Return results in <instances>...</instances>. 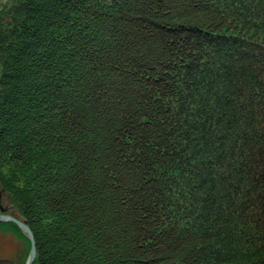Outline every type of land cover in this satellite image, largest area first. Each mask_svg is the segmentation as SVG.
Returning <instances> with one entry per match:
<instances>
[{
    "label": "trees",
    "instance_id": "1",
    "mask_svg": "<svg viewBox=\"0 0 264 264\" xmlns=\"http://www.w3.org/2000/svg\"><path fill=\"white\" fill-rule=\"evenodd\" d=\"M0 187L34 264H264V0H1Z\"/></svg>",
    "mask_w": 264,
    "mask_h": 264
},
{
    "label": "rangeland",
    "instance_id": "2",
    "mask_svg": "<svg viewBox=\"0 0 264 264\" xmlns=\"http://www.w3.org/2000/svg\"><path fill=\"white\" fill-rule=\"evenodd\" d=\"M0 197H1L2 207L6 208L7 211H9L11 214H15L16 217L18 218L19 214H17L9 197L5 193H3L1 187H0ZM18 240H23V239L17 237L13 232H7V231L0 230V253H7V248H8V253L12 252L14 254L15 246Z\"/></svg>",
    "mask_w": 264,
    "mask_h": 264
},
{
    "label": "water",
    "instance_id": "3",
    "mask_svg": "<svg viewBox=\"0 0 264 264\" xmlns=\"http://www.w3.org/2000/svg\"><path fill=\"white\" fill-rule=\"evenodd\" d=\"M0 222L1 223H13L17 225L23 231V233L27 236V238L29 239L31 243V249H30L27 264H34L36 256H37L36 241H35L34 234L32 230L30 229V227L25 222L7 214V209L3 208L1 205V197H0Z\"/></svg>",
    "mask_w": 264,
    "mask_h": 264
},
{
    "label": "flooded vegetation",
    "instance_id": "4",
    "mask_svg": "<svg viewBox=\"0 0 264 264\" xmlns=\"http://www.w3.org/2000/svg\"><path fill=\"white\" fill-rule=\"evenodd\" d=\"M29 253L27 243L24 240H18L14 254L8 253V248L7 253H0V264H27Z\"/></svg>",
    "mask_w": 264,
    "mask_h": 264
}]
</instances>
